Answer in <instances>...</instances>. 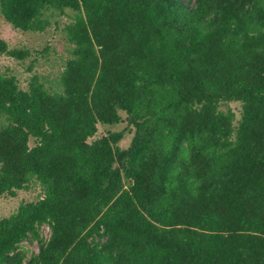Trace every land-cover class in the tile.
Returning a JSON list of instances; mask_svg holds the SVG:
<instances>
[{
    "label": "trees",
    "instance_id": "16d2710c",
    "mask_svg": "<svg viewBox=\"0 0 264 264\" xmlns=\"http://www.w3.org/2000/svg\"><path fill=\"white\" fill-rule=\"evenodd\" d=\"M67 9L60 91L0 72V195L43 188L0 264H264V0H0L23 31Z\"/></svg>",
    "mask_w": 264,
    "mask_h": 264
},
{
    "label": "rangeland",
    "instance_id": "374dc122",
    "mask_svg": "<svg viewBox=\"0 0 264 264\" xmlns=\"http://www.w3.org/2000/svg\"><path fill=\"white\" fill-rule=\"evenodd\" d=\"M75 12L67 9L64 14L49 15V26L44 31H23L12 26L5 20L0 12V39L7 42L10 49L27 50L25 59H16L6 53H0V72L15 75L20 87L26 89L29 79L37 74L45 87L50 91H60V75L64 67L71 45L68 42L65 27L72 22ZM31 66V69H29ZM231 108L235 112V123L240 118V105L231 102L223 105V109ZM125 117L124 114H122ZM1 124V121H0ZM133 127L126 121L114 125L99 124L98 134H106L108 131H121L124 138L119 145L128 147L133 136ZM34 144L32 139L31 145ZM43 196V188L38 181L33 180L29 187L18 191L16 196L0 195V217L9 216L22 202L37 200ZM40 234L44 238L50 236V228L43 225ZM22 248L28 256L39 250L37 241L26 240Z\"/></svg>",
    "mask_w": 264,
    "mask_h": 264
}]
</instances>
